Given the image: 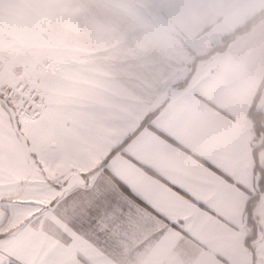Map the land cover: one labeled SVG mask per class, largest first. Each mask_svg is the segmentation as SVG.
Here are the masks:
<instances>
[{"label": "crops", "instance_id": "crops-1", "mask_svg": "<svg viewBox=\"0 0 264 264\" xmlns=\"http://www.w3.org/2000/svg\"><path fill=\"white\" fill-rule=\"evenodd\" d=\"M261 12L264 0H148V16H31L15 55L0 43L3 77L13 68L28 85L55 90L87 136L115 144L143 125L139 136L157 145L144 161L150 171L140 170L146 194L165 193L169 181L192 194L158 201L175 227L130 226L102 264H249L250 114H264V15L213 50ZM31 35L37 44L25 43ZM0 171H10L7 161Z\"/></svg>", "mask_w": 264, "mask_h": 264}, {"label": "snow or ice", "instance_id": "snow-or-ice-1", "mask_svg": "<svg viewBox=\"0 0 264 264\" xmlns=\"http://www.w3.org/2000/svg\"><path fill=\"white\" fill-rule=\"evenodd\" d=\"M142 127L112 144L84 134L55 90L0 92V264H102L130 226L175 227L158 201L192 194L171 181L146 194L140 170L157 145Z\"/></svg>", "mask_w": 264, "mask_h": 264}, {"label": "rangeland", "instance_id": "rangeland-1", "mask_svg": "<svg viewBox=\"0 0 264 264\" xmlns=\"http://www.w3.org/2000/svg\"><path fill=\"white\" fill-rule=\"evenodd\" d=\"M0 13V43L10 45V50L15 55V49L20 40L17 33L20 29L25 31L28 29L32 30L31 16H123V14H128L125 16H148V0H0ZM3 15L7 16V19L11 16L15 18L23 16V18L21 22L14 20L11 23V28L6 29L8 23ZM39 39L41 37L31 35L25 38V43L34 45L38 43ZM1 65L0 59V92H3L2 85L6 81L15 83L21 79L17 78L16 69L13 68L4 72V77L10 76L4 78ZM263 103L264 101L261 102V105ZM262 196L256 207V220L260 227L259 238L255 243V255H257V258L253 260V255L248 252L249 264H264V199ZM260 204L262 205L261 216L258 212ZM245 234L246 236L250 234L247 224L245 225Z\"/></svg>", "mask_w": 264, "mask_h": 264}, {"label": "trees", "instance_id": "trees-1", "mask_svg": "<svg viewBox=\"0 0 264 264\" xmlns=\"http://www.w3.org/2000/svg\"><path fill=\"white\" fill-rule=\"evenodd\" d=\"M264 15V12L254 16L244 26L237 29L230 35L223 38L221 45L214 47L213 51L220 49H226L230 42H232L237 36L242 33L249 31L255 22ZM153 116V115H152ZM151 116V117H152ZM150 117V118H151ZM250 118L253 122L255 140L253 143V155L255 164V175H256V192L251 195L250 201L246 207L245 218L247 228L250 229V234L246 236V249L253 255V260H256V248L255 243L257 242L260 234V227L256 220V207L261 200V196L264 193V165L262 163V154L264 152V114L262 111L252 110Z\"/></svg>", "mask_w": 264, "mask_h": 264}, {"label": "built area", "instance_id": "built-area-1", "mask_svg": "<svg viewBox=\"0 0 264 264\" xmlns=\"http://www.w3.org/2000/svg\"><path fill=\"white\" fill-rule=\"evenodd\" d=\"M30 88H33V86L28 85L23 80H18L15 83L6 82L3 85L2 91L10 94V93H13V92H17L18 93L21 90H26V89H30Z\"/></svg>", "mask_w": 264, "mask_h": 264}]
</instances>
